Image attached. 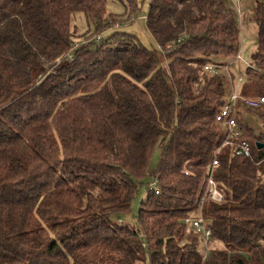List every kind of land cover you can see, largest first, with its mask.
<instances>
[{
  "label": "trees",
  "instance_id": "trees-1",
  "mask_svg": "<svg viewBox=\"0 0 264 264\" xmlns=\"http://www.w3.org/2000/svg\"><path fill=\"white\" fill-rule=\"evenodd\" d=\"M106 4L0 0V264H264V106L247 107L260 132L238 113L251 155H219L224 200L204 202L213 231L204 259L202 237L185 226L224 138L216 115L232 89L223 67L241 49L236 8L150 0L146 24L159 46L149 48L128 33L95 39L138 13L135 0L127 17ZM76 13L89 29L74 49ZM254 18L258 43L239 92L261 97L264 0ZM159 145L160 193L147 191L128 223Z\"/></svg>",
  "mask_w": 264,
  "mask_h": 264
},
{
  "label": "rangeland",
  "instance_id": "rangeland-1",
  "mask_svg": "<svg viewBox=\"0 0 264 264\" xmlns=\"http://www.w3.org/2000/svg\"><path fill=\"white\" fill-rule=\"evenodd\" d=\"M135 1L137 2L138 13L133 15V20H124L123 22L121 21V24H117L110 28L102 29L99 32V37L95 39L98 41L102 38L104 39L110 37L113 33L122 32L134 35L139 40V42H141L146 47H158V43L152 36L146 24V13L149 8L150 0ZM225 1L231 8L235 9L231 0ZM254 4L255 0H240V6L243 9V19L240 20V18L238 16L237 17L241 29V59H238L233 63L231 61L228 63L230 66V70L234 73L236 77V82L241 79L243 70L251 61L252 54L256 50L258 43V28L254 18ZM128 6H130L129 0H107L106 10L108 14L113 13L127 17L126 9L128 8ZM91 26V31H93V25L91 24ZM72 28L78 36L76 41L82 42L81 38H79V34L84 33L89 29L88 20L83 13H76L72 16ZM93 38H90L89 41L93 42ZM238 113H241L244 121L252 124L257 132L262 131V127L256 118V114L249 112L247 107L239 108ZM232 147L233 145H230L227 148L231 149ZM161 152L162 147L159 145L154 150L150 165L148 167V173L150 174V176L147 177L148 182L151 181L153 177L152 174L157 168L158 162L161 157ZM148 189L149 188L147 185L143 186L139 195L137 196L132 205L131 211H129L123 216V218L125 219L124 221L131 224L135 223L138 217V210L141 205V201L146 198Z\"/></svg>",
  "mask_w": 264,
  "mask_h": 264
},
{
  "label": "built area",
  "instance_id": "built-area-1",
  "mask_svg": "<svg viewBox=\"0 0 264 264\" xmlns=\"http://www.w3.org/2000/svg\"><path fill=\"white\" fill-rule=\"evenodd\" d=\"M234 7L237 10L240 20L243 19V9L240 6V0H232ZM99 37V36H98ZM84 42L76 41L74 49L80 47ZM72 56V54H71ZM241 59V49L235 59L231 62ZM222 67L207 64L205 69L212 75L220 72ZM224 70L232 85L231 93L228 95L225 103L219 107L216 120L220 124L221 129L224 132V138L222 142L216 147L212 159L205 167V177L203 182L202 197L199 201V211L195 215H191L186 218L185 226L188 232L199 234L202 237V244L204 251L202 252L204 259L208 251L212 247V228L203 214V205L206 200H213L216 202H222L224 200V192L218 187L214 178L216 167L219 164V155L226 147L233 145L234 154L237 156H250L251 149L249 145L241 139L242 127L238 119V110L241 107L258 108L264 106V96L261 97H248L239 92L241 79L236 82L231 74L229 64L225 65ZM148 191H153L156 194L160 193V186L158 178L153 176L151 181L148 182ZM147 196V194H146Z\"/></svg>",
  "mask_w": 264,
  "mask_h": 264
},
{
  "label": "water",
  "instance_id": "water-1",
  "mask_svg": "<svg viewBox=\"0 0 264 264\" xmlns=\"http://www.w3.org/2000/svg\"><path fill=\"white\" fill-rule=\"evenodd\" d=\"M257 145H258V148L264 147V143L263 142H258Z\"/></svg>",
  "mask_w": 264,
  "mask_h": 264
}]
</instances>
